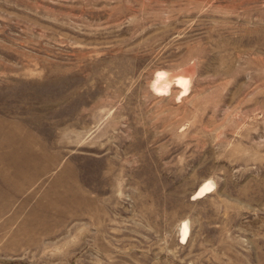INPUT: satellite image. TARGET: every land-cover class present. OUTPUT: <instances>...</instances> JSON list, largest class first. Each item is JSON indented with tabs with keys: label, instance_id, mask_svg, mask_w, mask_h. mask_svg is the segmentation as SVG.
Returning a JSON list of instances; mask_svg holds the SVG:
<instances>
[{
	"label": "rangeland",
	"instance_id": "374dc122",
	"mask_svg": "<svg viewBox=\"0 0 264 264\" xmlns=\"http://www.w3.org/2000/svg\"><path fill=\"white\" fill-rule=\"evenodd\" d=\"M0 264H264V0H0Z\"/></svg>",
	"mask_w": 264,
	"mask_h": 264
},
{
	"label": "bare ground",
	"instance_id": "6f19581e",
	"mask_svg": "<svg viewBox=\"0 0 264 264\" xmlns=\"http://www.w3.org/2000/svg\"><path fill=\"white\" fill-rule=\"evenodd\" d=\"M191 70V69H190ZM184 71H186V70H184ZM183 73H185V72H183ZM186 74V73H185ZM187 75V74H186ZM166 75L164 74V77H165ZM183 75H179V82L180 81H182V80H184L183 79V77H182ZM162 78L159 82H157L156 84H155V88L156 89H160V90H163V89H165L166 90V85H168L169 83H168V81L169 80H167V79H165V78ZM168 78V77H167ZM170 78V77H169ZM188 79V78H187ZM170 82V81H169ZM178 82V81H177ZM186 82V81H185ZM178 84H180V83H178ZM185 84V83H184ZM171 85V84H170ZM169 85V86H170ZM186 86H187V84H186ZM186 86H185V88H186ZM168 87V86H167ZM171 88V87H170ZM168 90V89H167ZM213 186H214V182L213 181H210V180H208V181H206V182H204L200 187H199V189L196 191V193H195V196L197 197V198H202V197H204V196H206L208 193H210L211 191H212V188H213ZM183 231H182V237H181V241L182 242H187V236H188V234H189V222L188 221H185V222H183Z\"/></svg>",
	"mask_w": 264,
	"mask_h": 264
}]
</instances>
